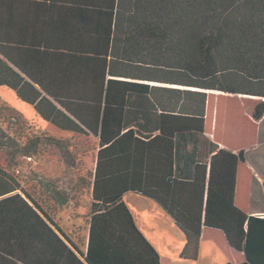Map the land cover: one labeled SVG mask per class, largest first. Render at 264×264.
Here are the masks:
<instances>
[{"label": "trees", "instance_id": "1", "mask_svg": "<svg viewBox=\"0 0 264 264\" xmlns=\"http://www.w3.org/2000/svg\"><path fill=\"white\" fill-rule=\"evenodd\" d=\"M0 86L96 142L78 243L14 175L19 158L47 145L67 155L64 140L0 122V264H159L128 192L171 217L185 238L180 258H197L205 226L223 232L242 264H264V218L233 203L244 153L203 137L206 95L188 88L264 98V0H0ZM251 117L264 120V100Z\"/></svg>", "mask_w": 264, "mask_h": 264}, {"label": "crops", "instance_id": "2", "mask_svg": "<svg viewBox=\"0 0 264 264\" xmlns=\"http://www.w3.org/2000/svg\"><path fill=\"white\" fill-rule=\"evenodd\" d=\"M163 84L166 83H158V85ZM189 89L203 91L206 95L203 137L219 148L232 153L243 151L244 161L237 163L235 172L233 203L247 216L260 217L258 214H264L262 187L264 182V120H254L251 117L254 105L249 104L248 97L243 94L217 92V90L207 92L199 88ZM193 135L194 133L191 134L192 141L195 137ZM180 143L187 144L188 147L189 142L182 140ZM181 168L185 174L189 173L188 168ZM130 196L135 198H129L127 202L125 197ZM137 196L141 198V201L142 199L146 201L144 205H147L148 215L143 216L141 213L143 208L138 203L144 202H138ZM122 200L128 207L136 227L157 251L159 264H242L244 262L243 253L233 249L227 243L221 230L205 226L201 227L197 258L195 260L180 258L185 238L166 211L153 199L137 193H125ZM132 205L138 210L136 214L131 210ZM78 216H71L69 211L60 213L58 211L59 227L66 232L69 225L79 224ZM85 231L84 242L88 230L85 228Z\"/></svg>", "mask_w": 264, "mask_h": 264}, {"label": "rangeland", "instance_id": "3", "mask_svg": "<svg viewBox=\"0 0 264 264\" xmlns=\"http://www.w3.org/2000/svg\"><path fill=\"white\" fill-rule=\"evenodd\" d=\"M262 100L264 98L261 96H257V98L248 97L249 104L253 103V105ZM0 109V122H5V124L10 122L11 129L9 132L16 130L21 131L22 134L31 135L37 133V131H46L56 138L64 140L62 145L65 151L67 149V155L70 159L58 147L47 145V147L42 148L41 154H38L37 157L31 159L19 158L14 175L19 178L21 186L30 193L56 223L59 222L57 220L58 211L59 213L69 211L71 215H80L79 224L69 225L66 232L74 241L79 243L81 240L82 242L86 232L85 220L90 196L88 191L84 190L82 192L81 188L84 184L83 180H88V173L93 168L95 140L90 136L60 130L41 119L32 105L18 99L13 90L6 86H0ZM17 117L20 120L19 128L11 123L16 122ZM57 194L65 196L67 202L59 205L54 199ZM129 198L135 197H125V200L128 202ZM136 200L144 202L138 204L142 205L141 213L143 216L148 215L147 205H144L146 201L144 199L141 201L138 196ZM130 207L133 213L136 214L138 210L134 205ZM172 240L175 241V239ZM80 245L83 249L82 243Z\"/></svg>", "mask_w": 264, "mask_h": 264}, {"label": "bare ground", "instance_id": "4", "mask_svg": "<svg viewBox=\"0 0 264 264\" xmlns=\"http://www.w3.org/2000/svg\"><path fill=\"white\" fill-rule=\"evenodd\" d=\"M150 83L158 84V83H155V82H150ZM163 85H168V84H163ZM170 86H174V87H183V86H178V85H170ZM188 88H192V87H188ZM192 89H196V88H192Z\"/></svg>", "mask_w": 264, "mask_h": 264}, {"label": "built area", "instance_id": "5", "mask_svg": "<svg viewBox=\"0 0 264 264\" xmlns=\"http://www.w3.org/2000/svg\"><path fill=\"white\" fill-rule=\"evenodd\" d=\"M258 216L262 217V216H264V214H258Z\"/></svg>", "mask_w": 264, "mask_h": 264}]
</instances>
